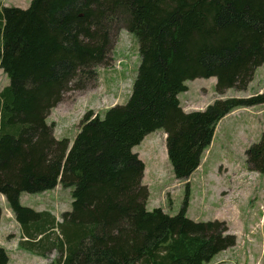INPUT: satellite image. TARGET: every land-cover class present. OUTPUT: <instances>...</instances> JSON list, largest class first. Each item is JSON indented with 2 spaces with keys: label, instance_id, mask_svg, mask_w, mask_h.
<instances>
[{
  "label": "trees",
  "instance_id": "1",
  "mask_svg": "<svg viewBox=\"0 0 264 264\" xmlns=\"http://www.w3.org/2000/svg\"><path fill=\"white\" fill-rule=\"evenodd\" d=\"M122 29L140 44L129 98L103 114L87 110L72 140L57 137L52 110L66 92L97 84ZM263 64L264 0H31L27 8L0 0V67L10 78L0 92V193L20 244L52 246L58 256L47 264H210L236 246L225 220L187 216L190 181L177 214L148 209L146 165L133 148L164 130L174 175L189 180L219 122L264 103V91L224 97L246 90ZM211 77L219 97L185 111L186 82ZM246 157L264 174V131ZM59 183L75 187L60 218L21 203L23 192ZM9 261L0 244V264Z\"/></svg>",
  "mask_w": 264,
  "mask_h": 264
},
{
  "label": "rangeland",
  "instance_id": "2",
  "mask_svg": "<svg viewBox=\"0 0 264 264\" xmlns=\"http://www.w3.org/2000/svg\"><path fill=\"white\" fill-rule=\"evenodd\" d=\"M1 1L4 5L22 8L29 7L31 3V0ZM139 48V40L134 33L125 30L119 33L111 53L110 65L99 67L97 84L85 90L66 92L64 100L49 115L48 122L54 121L56 124L57 137L72 140L87 110L93 109L103 114L108 107L129 98L141 63ZM116 67L125 69V78L120 83L116 82ZM216 81L215 77L188 80L186 84L189 90L181 92L179 98L185 105L191 104V111L201 110L219 97ZM9 83V76L0 67V92ZM263 85L264 64L258 68L253 82L246 90L231 88L224 97L255 95ZM217 131L214 141L204 152L203 158H208L206 167L202 169L204 177L201 171H196L190 182L187 216L198 221L225 220L230 231L237 235L236 248L219 253L211 264H264V174L252 171L246 160V149L258 141L264 131V106L253 114L252 110L241 108L222 119ZM133 150L146 165L143 183L147 184L150 191L147 208L152 210L161 207L170 214H177L185 200L188 180L179 181L174 175L167 154L164 130L148 134ZM74 188L59 183L52 190L23 192L21 203L36 210H50L60 218L63 211L72 208ZM0 207V244L9 252L8 264H47L58 256V251L52 246L44 249L36 246L33 249L20 244V240L25 239L21 226L1 193ZM57 232L50 238L54 239ZM245 234L252 241L246 240Z\"/></svg>",
  "mask_w": 264,
  "mask_h": 264
},
{
  "label": "crops",
  "instance_id": "3",
  "mask_svg": "<svg viewBox=\"0 0 264 264\" xmlns=\"http://www.w3.org/2000/svg\"><path fill=\"white\" fill-rule=\"evenodd\" d=\"M4 4V3H3ZM125 29H122L120 32H123ZM125 31H127V30H125ZM125 69H124V67L122 68V69H118V67H116V82L117 83H120V81H121V79L122 78H125V71H124ZM258 70V69H257ZM257 72V71H256ZM256 74V73H255ZM255 77V76H254ZM254 80V79H253ZM253 80L249 83V85H248V87L251 85V83L253 82ZM189 87V86H188ZM263 89H264V85L263 86H261L259 89H257V92L258 93H261V92H263ZM227 93H228V91L226 92V95H227ZM225 95V96H226ZM93 98H96L95 96L93 97ZM181 100V99H180ZM124 102H126V100L125 101H123V102H120V103H124ZM181 104H182V107L184 108V110L185 111H191L192 109H191V104H187V105H185L184 103H183V101L181 100ZM190 105V106H189ZM207 105H205V106H203L202 107V109L201 110H203V109H205V107H206ZM262 106H264V103L263 104H260V105H256V106H251V107H244L245 109H250V110H252V114L254 113V112H257L258 113V111H260L261 109H262ZM239 110H241V108H238V109H236V110H234L233 112H231L230 114H228L227 116H225V117H228V116H230V115H232L233 113H235V112H237V111H239ZM224 117V118H225ZM223 118V119H224ZM220 123V122H219ZM218 126H219V124H218ZM218 126H217V128H216V131H215V135H217V130H218ZM235 126V125H234ZM215 135H214V137H215ZM214 141V140H213ZM212 141V142H213ZM207 162H208V158H203V160H202V164L199 166V168L196 170V171H201V175H202V177H204V170L202 171V169H204L205 167H206V164H207ZM195 171V172H196ZM195 172L191 175V177H190V179L188 180V181H190V182H192L193 181V179H192V177H193V175L195 174ZM207 175H208V172H207ZM180 181V180H179ZM147 185V184H146ZM223 192H227V191H225V190H223ZM2 196H4L3 194H2ZM5 197V196H4ZM233 248H236V246L235 247H233ZM231 249V248H230ZM229 250V249H228ZM213 262V261H212ZM211 262V263H212ZM210 263V264H211Z\"/></svg>",
  "mask_w": 264,
  "mask_h": 264
},
{
  "label": "built area",
  "instance_id": "4",
  "mask_svg": "<svg viewBox=\"0 0 264 264\" xmlns=\"http://www.w3.org/2000/svg\"><path fill=\"white\" fill-rule=\"evenodd\" d=\"M251 233H255V231H251ZM245 239L248 241H252L251 237L249 235H246V234H245Z\"/></svg>",
  "mask_w": 264,
  "mask_h": 264
}]
</instances>
